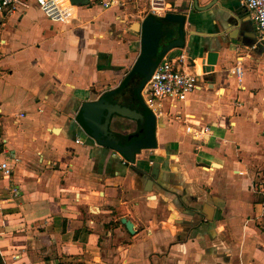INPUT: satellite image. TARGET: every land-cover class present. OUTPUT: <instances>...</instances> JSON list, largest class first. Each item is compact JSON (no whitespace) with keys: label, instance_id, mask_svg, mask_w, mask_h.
<instances>
[{"label":"crops","instance_id":"0c3cea01","mask_svg":"<svg viewBox=\"0 0 264 264\" xmlns=\"http://www.w3.org/2000/svg\"><path fill=\"white\" fill-rule=\"evenodd\" d=\"M167 1L168 13L192 2ZM146 11L89 0L65 24L31 0L0 14V162L12 168L0 174V264H264V47L240 0L184 11L185 46L166 55L185 54L202 80L157 107L154 149L129 165L80 127L84 102L126 82ZM206 50L217 58L203 75ZM115 117L110 131L126 136Z\"/></svg>","mask_w":264,"mask_h":264},{"label":"water","instance_id":"95a60500","mask_svg":"<svg viewBox=\"0 0 264 264\" xmlns=\"http://www.w3.org/2000/svg\"><path fill=\"white\" fill-rule=\"evenodd\" d=\"M69 1L76 7H84L89 4V0ZM218 1L212 0L206 6H199L198 0H192L190 4L184 3L182 5L181 13H168L162 19L147 15L140 23H134L131 26L133 31L140 34V52L128 75V78L131 79L138 77L134 95L138 100L139 109L132 110L116 103L121 93L116 92L117 90L106 91L98 99L84 102L79 111L80 127L98 146L119 154L129 165L134 164L135 155L139 154L142 150H151L156 147V116L144 105L140 97L141 91L163 57L171 50L181 49L185 46L187 32L184 30L186 20V13L184 11L192 8L193 11L203 12L211 6L217 5ZM255 43L257 46L264 47L259 42V36L256 32ZM158 53L159 57L157 58ZM168 58L172 59L171 56H168ZM196 58H199L201 71L203 75H206L213 71L217 53L206 50L200 56H196ZM189 63L193 65L194 60L191 59ZM196 80L197 83H200L202 78L196 77ZM127 85H130V81H128ZM115 116L138 122L143 127L141 131L142 135L135 139H132L130 135L126 138L127 140L125 139V142L119 143L118 139L113 136L109 129L111 120ZM152 168L151 176L156 177L157 164H153ZM150 183L151 180L148 181V184ZM121 223L125 225L130 234H133L132 224L129 221L121 219Z\"/></svg>","mask_w":264,"mask_h":264},{"label":"built area","instance_id":"2783aa9c","mask_svg":"<svg viewBox=\"0 0 264 264\" xmlns=\"http://www.w3.org/2000/svg\"><path fill=\"white\" fill-rule=\"evenodd\" d=\"M39 8L44 17L55 23H71L77 19V8L69 0H37ZM134 0H100L103 8L122 6ZM254 23V28L259 36V42L264 45V0H240ZM31 0H0V14H21L29 9ZM174 7L167 6L166 0H147V15L160 18L165 16ZM188 64V58L185 54H180L172 59L167 55L159 62L154 69L149 81L145 84L143 99L145 105L154 109V105H161L162 102L169 103L174 107L177 104L184 103L187 97L198 87L196 74L187 72L185 67ZM231 73L237 74L240 80L241 71L239 68L232 70ZM195 139L202 140L209 132L205 127L199 131L186 128ZM76 143H82L76 140ZM95 144V143H94ZM12 173V168L8 161L0 162V174L8 177ZM14 190V195L16 194Z\"/></svg>","mask_w":264,"mask_h":264},{"label":"flooded vegetation","instance_id":"af4514ba","mask_svg":"<svg viewBox=\"0 0 264 264\" xmlns=\"http://www.w3.org/2000/svg\"><path fill=\"white\" fill-rule=\"evenodd\" d=\"M158 57H159V53L157 54V58ZM129 71H128L127 76H126L127 77L126 82H125L126 85L124 84V86L122 88L123 90L120 93V97L116 100V103H119V105L130 108L132 110H138L139 109V103H138V100L136 99V97L134 95V89L136 88V83L138 81V77H134L132 79L128 78ZM128 81H130V85H127ZM144 90L145 89L143 88V90L141 91L140 97H141V100L143 101V103L145 105V102L143 99ZM157 107H161V106L159 104H157V105H154V107H153L154 109H150L149 107H147V108L150 109L153 112V114L156 116ZM132 122L134 123V128L132 129V131L130 133H127V135L124 136L123 140L118 139L117 136H115L116 134L112 133L113 136L118 139L119 143L125 142V138H127L130 135L132 136V139H135L137 137L139 138L142 135L141 131H142L143 127L140 126L138 122H135V121H132ZM156 126H157V117H156Z\"/></svg>","mask_w":264,"mask_h":264},{"label":"rangeland","instance_id":"374dc122","mask_svg":"<svg viewBox=\"0 0 264 264\" xmlns=\"http://www.w3.org/2000/svg\"><path fill=\"white\" fill-rule=\"evenodd\" d=\"M134 128V123L130 120L122 119V118H116L111 126V130L115 131H126L127 133H130L132 129Z\"/></svg>","mask_w":264,"mask_h":264},{"label":"trees","instance_id":"16d2710c","mask_svg":"<svg viewBox=\"0 0 264 264\" xmlns=\"http://www.w3.org/2000/svg\"><path fill=\"white\" fill-rule=\"evenodd\" d=\"M124 84H125V81H124L122 87H121V88H118L116 92H120V91H122V88H123ZM115 136H117V138L120 139V140H123V139H124L123 136H120V135H115ZM125 139H126V138H125Z\"/></svg>","mask_w":264,"mask_h":264},{"label":"bare ground","instance_id":"6f19581e","mask_svg":"<svg viewBox=\"0 0 264 264\" xmlns=\"http://www.w3.org/2000/svg\"><path fill=\"white\" fill-rule=\"evenodd\" d=\"M167 1V0H166ZM167 6H168V1H167Z\"/></svg>","mask_w":264,"mask_h":264}]
</instances>
